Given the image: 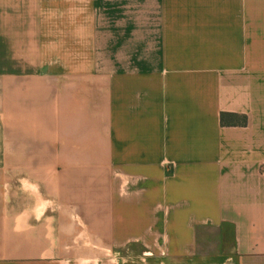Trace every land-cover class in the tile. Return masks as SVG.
I'll use <instances>...</instances> for the list:
<instances>
[{"label": "crops", "instance_id": "1", "mask_svg": "<svg viewBox=\"0 0 264 264\" xmlns=\"http://www.w3.org/2000/svg\"><path fill=\"white\" fill-rule=\"evenodd\" d=\"M14 2L0 264H264V0Z\"/></svg>", "mask_w": 264, "mask_h": 264}, {"label": "rangeland", "instance_id": "2", "mask_svg": "<svg viewBox=\"0 0 264 264\" xmlns=\"http://www.w3.org/2000/svg\"><path fill=\"white\" fill-rule=\"evenodd\" d=\"M0 1H4L5 3V7H10V1L11 0H0ZM7 1V2H6ZM15 2L20 1L19 4L14 2V5L16 6H21V8H25V10H21L22 13H27L28 11L31 10H26L27 6L28 8L33 7L32 4L35 3V5H37L38 3H45L46 5H49V8L51 10H49L47 13L48 15L52 16V17H59V2L60 0H14ZM31 3V4H30ZM28 4V5H27ZM52 8H57V9H52ZM5 134L1 122H0V165L2 166V164H8L5 167H9L10 168V163L12 160V149L10 146V138H4L3 135ZM7 172H10V169L7 170ZM143 257V256H142ZM123 264H143V259H140L139 257L134 256H129V258H127V262L123 263ZM155 264V263H152Z\"/></svg>", "mask_w": 264, "mask_h": 264}, {"label": "trees", "instance_id": "3", "mask_svg": "<svg viewBox=\"0 0 264 264\" xmlns=\"http://www.w3.org/2000/svg\"><path fill=\"white\" fill-rule=\"evenodd\" d=\"M220 122L222 125L233 126V125H245L247 123V117L238 113H221Z\"/></svg>", "mask_w": 264, "mask_h": 264}, {"label": "built area", "instance_id": "4", "mask_svg": "<svg viewBox=\"0 0 264 264\" xmlns=\"http://www.w3.org/2000/svg\"><path fill=\"white\" fill-rule=\"evenodd\" d=\"M263 166H264V162H263Z\"/></svg>", "mask_w": 264, "mask_h": 264}]
</instances>
